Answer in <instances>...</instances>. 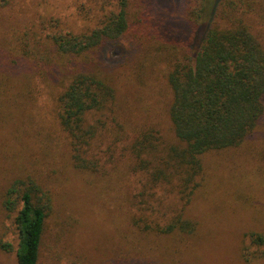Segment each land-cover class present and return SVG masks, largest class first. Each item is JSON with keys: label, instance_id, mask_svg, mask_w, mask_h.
<instances>
[{"label": "rangeland", "instance_id": "obj_1", "mask_svg": "<svg viewBox=\"0 0 264 264\" xmlns=\"http://www.w3.org/2000/svg\"><path fill=\"white\" fill-rule=\"evenodd\" d=\"M186 1L151 0L145 23L174 16L167 37L184 34ZM256 1V10L241 20L264 46V1ZM112 9L99 0H0V49L15 58L35 49V61L28 59L34 66L45 52L48 65L58 64L59 78L37 71L35 78L19 73L7 80L12 90L0 105V245L10 249L0 247V264H15L17 246L15 214L3 207L4 192L15 180L29 179L50 196L39 264H264V240H253L264 239V116L239 146L200 156L199 186L187 205L174 182L145 188L130 146L143 132L158 139L163 156L178 143L166 81L176 51L137 30L70 62L50 41L58 32H87ZM85 65L115 91L102 113L88 117L101 122L89 146L94 170L74 166L55 107L69 79L63 73ZM178 213L194 223L191 232L157 230Z\"/></svg>", "mask_w": 264, "mask_h": 264}, {"label": "trees", "instance_id": "obj_2", "mask_svg": "<svg viewBox=\"0 0 264 264\" xmlns=\"http://www.w3.org/2000/svg\"><path fill=\"white\" fill-rule=\"evenodd\" d=\"M99 1L113 6L104 19L87 32L52 34V49L59 58L72 62L99 50L107 42L136 35L134 32L139 30L141 36L153 35L176 51L166 81L171 94L168 116L178 143L163 156L156 147L158 139L143 132L132 142L130 150L137 169L146 175L145 188L174 182L183 206L187 205L199 186L200 156L208 151L239 146L264 116V46L241 20V16L256 10L259 3L256 0H187L184 17L189 30L167 37L174 16L166 15L165 20H158L156 24L154 17H150L153 25L149 24V18L145 23L151 0ZM161 3L165 5L166 0ZM130 39L134 43V37ZM34 50H25L21 57L15 58L0 49V105L8 103L6 95L12 90L7 80L19 73L35 78V72L40 71L42 76L59 81L58 64L48 65L45 52L36 56L42 63L39 66L28 60L35 61L30 54H35ZM63 74L69 79L55 100L58 123L67 136L74 166L94 170L97 163L89 155V146L101 122L97 120L93 124L88 117L95 112L102 113L111 104L115 91L87 65ZM25 94L30 96L26 91ZM11 100L16 101V96H11ZM24 182L11 183L4 192L2 205L15 214V264H39L50 196L33 180ZM156 227L161 233L176 229L191 232L194 223L178 213L168 223ZM253 240L262 243L264 239L258 234ZM0 247L8 250L10 244L2 243Z\"/></svg>", "mask_w": 264, "mask_h": 264}]
</instances>
